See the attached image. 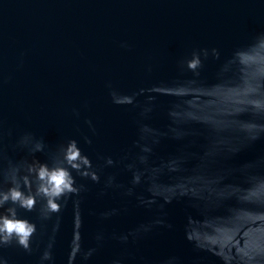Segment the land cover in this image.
<instances>
[{
	"label": "water",
	"instance_id": "95a60500",
	"mask_svg": "<svg viewBox=\"0 0 264 264\" xmlns=\"http://www.w3.org/2000/svg\"><path fill=\"white\" fill-rule=\"evenodd\" d=\"M262 44L264 0H0V187L69 138L101 177L77 175L48 219L42 197L18 207L32 250L0 256L41 264L51 243L44 264H264Z\"/></svg>",
	"mask_w": 264,
	"mask_h": 264
},
{
	"label": "clouds",
	"instance_id": "9594fccd",
	"mask_svg": "<svg viewBox=\"0 0 264 264\" xmlns=\"http://www.w3.org/2000/svg\"><path fill=\"white\" fill-rule=\"evenodd\" d=\"M264 48V44L261 45ZM201 64L199 57H194L188 62V66L196 69ZM113 102L122 104L125 101L131 103L134 96L117 94L115 91L111 93ZM91 124V121H89ZM90 144L91 140L85 138ZM38 149L43 148V141L37 144ZM62 159L49 165L47 162L35 161L28 165V173L22 177V183L15 175L11 178L6 188L0 187V248L8 245H18L27 251L32 250V238L37 232V223L27 218H21L18 207L26 211H32L36 208L42 197L44 203L41 209V215L44 219H48L51 213L59 212L65 201L71 194H79L83 189V184H78L76 176L87 177L92 181L99 182L100 173L93 167L90 157L83 151L79 140L69 138L66 143L60 147ZM108 165L114 164V160L108 157L106 160ZM16 171H19L18 169ZM76 173V175L73 174ZM33 176L36 180L33 189ZM139 175H134V182H139ZM27 189V191H25ZM11 202V203H9ZM7 205V207H6ZM79 201H77V207ZM105 215V214H103ZM82 220L77 214V226L75 232L76 249L73 251L74 258L80 251L81 234L79 228ZM52 244L49 243L41 256V264L45 261H51L53 258ZM92 250L86 254L90 256ZM0 264H8V261L0 256ZM115 264H120L116 261Z\"/></svg>",
	"mask_w": 264,
	"mask_h": 264
}]
</instances>
